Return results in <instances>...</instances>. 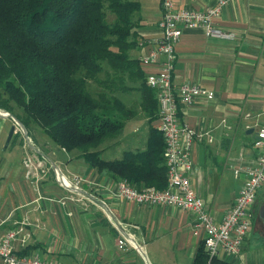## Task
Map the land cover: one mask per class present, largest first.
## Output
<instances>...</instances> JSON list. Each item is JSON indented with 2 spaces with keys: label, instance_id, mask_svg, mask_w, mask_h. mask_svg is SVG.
Instances as JSON below:
<instances>
[{
  "label": "crops",
  "instance_id": "crops-1",
  "mask_svg": "<svg viewBox=\"0 0 264 264\" xmlns=\"http://www.w3.org/2000/svg\"><path fill=\"white\" fill-rule=\"evenodd\" d=\"M137 1L140 5L136 16L139 22L134 29L137 39L129 56L140 61L156 48L161 36L157 25L161 6L159 0ZM214 1L173 0V3L181 8L204 9L214 5ZM219 17L217 26L232 33V38H209L199 27L185 28L175 45L172 78L176 85L195 82L213 93L210 100L201 99L187 107L178 104L177 112L187 126L203 133L201 140L192 145L193 169L187 179L216 222L232 207L243 181L241 174H233V167L255 160L258 151L252 146L254 132L264 127V0H231ZM159 62L140 61L144 79L147 73L157 70ZM139 92L120 93L117 98L128 106V97L134 94L139 101ZM142 115L147 123L148 118ZM134 119L126 121L132 123ZM157 119L150 125L157 128ZM11 124L10 118L0 116V236L11 226L23 225L30 233L25 245L29 254L62 264L192 263L202 238L191 233L193 215L188 211L120 201L115 197L118 177L93 169L75 151L66 152L43 133L35 137V147L26 149L21 137L6 145ZM135 127L127 150L146 146L148 128L143 139H139ZM115 140H108V145ZM31 152L68 178L80 175L84 187L97 201L84 198L60 204L58 199L68 193L56 181L52 170L40 181L26 180L22 159ZM259 191H264V185ZM252 230L257 236L249 244ZM52 232L59 237L57 244L47 240ZM71 235L75 239L72 244L66 238ZM120 237L130 239L134 245L118 249L116 242ZM241 246L234 258L222 253L216 257L231 264H264V231L251 226ZM24 247L18 242L16 249Z\"/></svg>",
  "mask_w": 264,
  "mask_h": 264
},
{
  "label": "trees",
  "instance_id": "trees-1",
  "mask_svg": "<svg viewBox=\"0 0 264 264\" xmlns=\"http://www.w3.org/2000/svg\"><path fill=\"white\" fill-rule=\"evenodd\" d=\"M139 6L137 0H0V109L22 123L32 146L37 126L93 169L135 189L161 190L167 168L164 141L150 125L158 117L155 91L145 87L140 61L129 56ZM89 83L100 90L91 92ZM133 90L140 91L138 107L148 118L146 146L106 161L104 142L134 117L117 95ZM18 137L15 132L11 143ZM197 247L191 264H231L208 258L202 241ZM18 252L29 254L26 246Z\"/></svg>",
  "mask_w": 264,
  "mask_h": 264
},
{
  "label": "built area",
  "instance_id": "built-area-1",
  "mask_svg": "<svg viewBox=\"0 0 264 264\" xmlns=\"http://www.w3.org/2000/svg\"><path fill=\"white\" fill-rule=\"evenodd\" d=\"M229 1L231 0H215L214 5L209 8L195 9L178 7L174 5L173 0H159L161 10L157 25L161 36L155 45L156 48L145 57H141L140 61L143 64L160 61L157 70L147 73L143 81L145 87L155 91L158 114L156 127L164 141L162 154L167 168V182L161 190L153 186L135 189L123 179L117 182L115 191V197L120 201H131L136 205L149 207L173 206L188 211L193 215L191 233L202 238V245L208 258L219 253L230 258L236 257L249 234L254 219L253 202L258 190L264 185V127L254 132L255 139L252 146L258 151L255 160L251 164H237L233 167V174L236 176L241 174L243 181L232 207L224 212L221 221L216 222L201 198L190 188L187 179V175L193 169L192 145L196 140H201L203 133L200 134L194 128L187 126L180 120L177 112L178 104L187 107L201 99L210 100L213 99V93L195 82H182L178 85L172 83L173 64L176 60L174 50L185 28L199 27L209 38H232V33L224 32L217 26L221 10ZM207 139L211 141L210 138ZM25 141L28 140L25 138ZM30 145L29 143L25 146L30 148L32 147ZM22 160L26 180L40 181L48 177L51 170L54 172L56 181L68 193L58 199L60 204L83 201L84 198H93L97 201L98 198L84 187V180L80 175L68 178L58 168H52L46 159L38 158L33 152L24 155ZM101 202L100 204L103 205L104 201ZM104 211L108 216L107 209ZM29 238L30 233L23 225L7 229L3 236H0V264H62L53 259L44 261L33 254H19V250L16 249L17 243L20 242V246L24 247L29 242ZM127 244L132 246L133 243L126 237L117 239L118 249L123 250ZM145 263L150 264L147 261Z\"/></svg>",
  "mask_w": 264,
  "mask_h": 264
},
{
  "label": "rangeland",
  "instance_id": "rangeland-1",
  "mask_svg": "<svg viewBox=\"0 0 264 264\" xmlns=\"http://www.w3.org/2000/svg\"><path fill=\"white\" fill-rule=\"evenodd\" d=\"M100 77L102 78V80L104 79V76L101 75ZM88 86H89V89L91 90V92H93V93H97L100 90L98 88V86L96 84H94V83H89ZM128 99H129V101H128L129 105L128 106L134 111V118L135 119H134V121L132 123L128 122V121H125V123H124V125L122 127L121 134L117 135V137H116V139H117V140H115L116 142H114V143H112L110 145H108V143H107L108 141L104 142V146L101 149H102V157H104L105 160L115 159V158H119L120 159L122 151L129 149V143H130L129 141L132 140V138H133L132 129H134V126H136L135 128L138 129V133H135V134H138V138L139 139L141 137L143 139L144 133H147V123H146V121H144V118L142 117L143 113L140 111V108L138 107L139 106V101H137V99H136L134 94L130 95L128 97ZM6 117L10 118L9 116H6ZM10 120H11L12 124L9 127V129L7 131V134H9V130L14 125L15 126V130L14 131L18 132V133H21V138L23 139L24 146L28 145L30 143V140H28V138H26V140H28L29 143H28V141H25V137L26 136H25V133L22 132L21 127L18 125V123L15 120H13L11 118H10ZM33 130H34L33 132H34L36 137L41 136L42 133L44 135H46V137H47V134H45L44 132L39 130V128L37 126H34ZM28 147L29 146H27V147L25 146L26 149ZM50 163H52V161H50ZM259 192H258V195H257V197L255 198V200L253 202V210H252V212H253V218L254 219H253V222H252L251 226L254 225V227L258 231H260V230L264 231L263 227H262V224H261L262 220L257 217V212H258V210L260 208V205H261V203L263 201L262 199H264V197H263L264 196V191H261L260 193ZM251 236H250V238L248 240L249 244L254 242V237L257 236V233L252 230L251 231ZM66 238L68 239V241H70L71 244L74 243L75 239H74V237L72 235L69 236V237L67 236ZM47 240H48V242H51V244H57L58 241H59V237L57 235H55L54 232H52V234H50V236L48 237Z\"/></svg>",
  "mask_w": 264,
  "mask_h": 264
},
{
  "label": "water",
  "instance_id": "water-1",
  "mask_svg": "<svg viewBox=\"0 0 264 264\" xmlns=\"http://www.w3.org/2000/svg\"><path fill=\"white\" fill-rule=\"evenodd\" d=\"M0 116H9L11 119L15 120L18 123V125L21 127L22 132L25 133L22 123L19 120H17L13 115H10L9 112H5V111L0 109ZM14 130H15V126L13 125L12 128L9 130V136L6 140V145L9 143L10 139L13 137ZM25 136H26L25 138H27V136H28L27 133H25ZM257 217L262 220L261 224H262V227L264 230V200L262 201L260 208L257 212Z\"/></svg>",
  "mask_w": 264,
  "mask_h": 264
}]
</instances>
